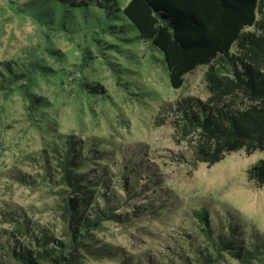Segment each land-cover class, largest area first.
<instances>
[{"label": "rangeland", "instance_id": "rangeland-1", "mask_svg": "<svg viewBox=\"0 0 264 264\" xmlns=\"http://www.w3.org/2000/svg\"><path fill=\"white\" fill-rule=\"evenodd\" d=\"M120 2L124 7L128 0ZM12 6L0 0V72L6 74L7 61L19 72L32 61L49 69L36 68L45 75L27 86L43 97L42 110L28 106L23 80L0 89V264L10 262L7 249L20 245L35 251L57 246L68 255L66 245L73 242L62 195L69 188L60 165L71 151L80 153L78 170L98 182L91 188L106 191L95 194L97 207L121 216L107 210L99 228L91 229L92 242L105 250L82 258L84 264H173L174 252L190 256L191 245L203 244L195 214L202 208L210 209L214 228L237 226L255 249L253 264H264V185L255 188L247 177L264 151L239 149L213 165L196 162L197 134L176 114L184 98L207 100L208 66L188 73L175 89L163 55L138 38L130 21H117L129 24L123 31L97 28L83 38L85 31L68 32V18L44 28ZM86 38L92 52L82 62L77 44L87 45ZM45 234L58 241L44 247Z\"/></svg>", "mask_w": 264, "mask_h": 264}, {"label": "trees", "instance_id": "trees-1", "mask_svg": "<svg viewBox=\"0 0 264 264\" xmlns=\"http://www.w3.org/2000/svg\"><path fill=\"white\" fill-rule=\"evenodd\" d=\"M8 1L17 13L30 14L44 28H51L57 20L65 23L68 18V32L73 36L85 31L83 38L99 32L97 28L105 33L123 31L129 24L123 22L119 26L117 21H130L129 26L137 30L138 38L163 55L171 87L175 89L183 85L188 73L200 65L208 66L204 74L210 93L207 100L184 98L176 110L184 128L197 134L193 145L196 162L213 165L239 149L249 155L264 151V0H128L124 7L120 0H43L33 5L24 0ZM50 7L58 9L49 11ZM86 41L87 45L77 44L83 51L82 62L89 61L92 52L90 40L86 38ZM38 67L49 69L32 61L19 72L7 61L6 74L0 72V89L23 80L19 87L26 93L31 104L28 106L34 112L45 108L42 96L27 92L31 78L45 75L37 71ZM57 75L63 77L62 73ZM45 126L48 128L47 122ZM70 154L67 152L60 165L63 181L69 188L62 195L65 226L73 243H59L71 248L68 255L57 246L35 251L20 245L5 251L10 262L2 264H43L49 260L57 264L64 261L84 264L82 258L98 256L105 250L94 245L91 229L99 228L107 210L116 218L121 216L112 214L111 208L97 207L95 194L105 196L106 191L91 188L98 182L78 170L79 165H84L79 161L80 153L71 151ZM123 175L128 179L129 172ZM247 177L255 188L264 185V158L252 163ZM103 187L107 189L106 185ZM195 214L203 244L191 245L190 256L174 252L173 264L254 263L255 249L245 244L231 219L225 230H217L212 225L209 208L197 210ZM40 239L44 247L50 241H58L48 234ZM174 257H180V261Z\"/></svg>", "mask_w": 264, "mask_h": 264}]
</instances>
